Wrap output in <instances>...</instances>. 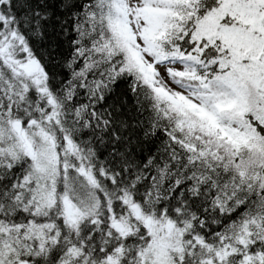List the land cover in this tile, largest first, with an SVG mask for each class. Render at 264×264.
<instances>
[{
	"label": "snow or ice",
	"instance_id": "1",
	"mask_svg": "<svg viewBox=\"0 0 264 264\" xmlns=\"http://www.w3.org/2000/svg\"><path fill=\"white\" fill-rule=\"evenodd\" d=\"M0 264H264V0H0Z\"/></svg>",
	"mask_w": 264,
	"mask_h": 264
}]
</instances>
